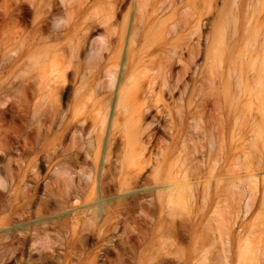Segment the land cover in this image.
Instances as JSON below:
<instances>
[{
	"label": "bare ground",
	"instance_id": "obj_1",
	"mask_svg": "<svg viewBox=\"0 0 264 264\" xmlns=\"http://www.w3.org/2000/svg\"><path fill=\"white\" fill-rule=\"evenodd\" d=\"M91 1L3 0L1 15L4 22H8L13 15L20 19L25 13L34 14L38 25L37 28L35 27L34 34L38 36H34L35 41L29 45L31 46V49L28 48L29 52L38 51L44 47V40L51 37H47L52 29L50 20H53L56 27H60L58 30L54 29L55 32L52 29L53 38L63 36L66 38V42L51 55L47 62L49 66L46 64L50 68L51 75H55L50 79L52 83L44 82L48 89V93H45L49 98V101L46 102L47 110L45 109L47 114L43 113L46 114V117L43 115L45 120L40 118L41 126L36 123L39 127L33 128V125L28 133L36 135L37 144L38 139L45 142L41 149L40 146L38 148L40 151H46L42 162L44 161L50 166L52 176H41L39 171L37 172L36 166L41 160L38 162L37 159V163L34 160L40 151L26 148L29 144L32 147L34 139L30 141L31 138H27L24 142V149H20L17 145L19 142L17 143L8 132L5 120L10 108L16 106L17 103L16 107L24 114L30 110V107L27 100H14L15 93L19 91L15 90L18 83L6 78V75L0 80V187H5L11 182L13 184L19 174L16 169L26 168H23L22 165L25 160H29L26 161L29 162V168L31 166L36 169L31 174L28 167L27 174L22 170L25 173L23 177L21 175L19 183L17 182L14 187L15 197L11 195L13 194L12 189L9 191L11 198L10 195L2 192L10 198L9 206L16 216L0 223V232L3 233L0 234V260L5 259L6 256L9 257V254L14 257L22 254V256L19 255L20 262H22L23 255H26L24 247L29 241L34 246L32 247L34 250L40 251L42 260L48 259L51 255L48 248L52 247L48 241L43 244L39 242L50 238V230L46 225L49 226V223L52 222L56 223L55 226L59 233L62 231V225L68 228L65 235L66 242L62 243L66 249L72 247V243L78 236H83V231H88V237L96 239L100 243V248L92 253L93 256L89 260L90 264H95L96 259L102 256L106 257L109 253L110 231L116 230L119 226L126 229L124 221L146 218L161 221L165 209H170L171 213L173 206L175 208L178 204L184 207L183 204L186 205L193 197L195 198L198 191L211 188V185L203 186L208 178H206V182L205 180L202 182V179L199 180V171L197 172L199 175L195 172L196 168L198 169L197 162L196 166L194 163L193 153L195 151L191 150V148L194 149L191 136L193 123L198 119V115H196L198 111L194 110L195 84L191 75L196 73L202 80L207 79V82L215 83V79L218 77L215 75V71H223L224 64L228 61L225 50L229 46V41L233 43L241 42V40L247 41L249 46L256 47L255 54L250 57V63L255 68V72L252 71L251 75L253 76L254 73V76H258L257 84L260 89L264 88V0H146L143 2L131 0L128 7L130 10L127 9L129 12L126 10L125 12L128 13L124 14L129 17L124 16L123 18V20H128L125 22L126 24L124 23L125 25H122L125 20L121 21L119 30L115 29L120 21L117 19L120 18L121 10L127 6L123 5L122 8V0H113L111 7L106 6L107 11L103 9L106 11L105 17H100L104 18L103 22H98L99 24L103 23L104 27L106 26L105 34L103 35L104 32L101 31L102 35L100 33L101 36H97L99 39L95 37L96 40L92 38L94 36L92 28L95 24L77 21L78 18L86 17L96 2L93 0V4H90ZM149 2L160 6L164 13L173 9L171 13L175 15L172 16L171 21L169 20L171 16L169 19L164 16L163 23H160L161 19L160 25L157 26L158 29L155 30L157 32L152 35L149 34L151 33L149 31L156 25L151 22L152 12L149 11L148 6L146 7ZM88 18L90 21L93 19H90V16ZM164 19L170 23L166 24ZM140 25L143 32L139 50L143 51L142 54L139 53L141 54L139 60H142V63L137 61L139 54L134 46L141 30H137ZM147 27L150 29L148 30ZM91 29L93 31L90 32ZM178 31L185 39L183 47L180 46L183 50L181 52L175 42L176 38L172 41ZM89 32L92 33V36H89ZM44 35L45 38L47 37L46 39L43 38ZM111 36L116 39L113 40ZM166 38L171 40L167 41ZM201 39L205 44V46L203 44L204 48H201L203 47ZM234 44L233 46H235ZM151 45L154 46V49L148 51L146 48ZM243 46L244 44L238 47L242 48ZM6 47L2 48V56H8V53L11 52ZM241 50L243 49H240V52ZM157 51L162 52V55L159 56ZM248 51H246V55ZM12 52L11 55L14 53ZM202 56H204V63L201 65L199 59ZM12 58L14 63L21 61V58L15 56ZM32 59L35 64L38 63V58L35 59L34 56ZM2 62L3 65L6 64L5 61ZM146 62H153L154 67L157 68V72L151 75L150 80L148 79L147 88L140 84V82H144L139 78L143 66L147 65ZM176 63L181 64L180 70H175ZM8 71L5 72L8 73ZM227 74L231 75L232 71L230 70ZM214 77L216 78L214 79ZM253 78L250 79L253 80ZM217 80L219 81V78ZM234 81L237 84L234 86L240 92L239 87L243 84L241 76H238ZM207 82L201 83L206 85L205 89L209 86V82ZM19 83L21 84V82ZM25 83L23 84L25 85ZM32 84L27 82L23 86L25 94L28 90L35 93L40 91V86L35 84L38 88L35 89ZM218 84L212 85L218 86ZM222 86H224L223 90L229 89L228 82L223 83ZM202 87L201 90L204 89ZM14 90L15 92H13ZM259 91L261 92V90ZM239 92L235 93L236 97ZM263 92L260 93V96ZM198 94H200L199 91ZM67 97H69L68 101ZM40 102L33 103L32 112H39L43 109L44 104ZM1 104L8 105L3 107ZM18 110L16 111L18 112ZM39 113H36L35 117ZM200 122L202 121L200 120ZM223 133L224 131H220L219 135ZM257 133L260 135L259 132ZM211 145H214V142ZM14 150L19 151L17 156L13 155ZM31 155L35 156L34 159L29 158ZM207 159L209 160L210 157ZM2 161L7 162L4 164ZM214 161L219 164L216 158ZM13 162L19 166L13 167ZM210 170L207 171L212 172L213 175V170ZM200 172L204 173L201 170ZM210 173L206 172L208 176L212 177ZM17 177L19 179L20 175ZM211 177L208 180H211ZM213 178L215 177L213 176ZM252 178L256 179L254 175ZM219 180L221 181V179ZM21 183H24L22 184L24 188L20 186ZM40 183L45 184V191L37 199L35 196L40 194L37 195L36 190ZM12 184L11 186H13ZM11 186L8 185L9 188ZM18 186L24 189L22 193L19 187L23 202L20 201L21 207L18 206L20 202L17 203L20 198L17 193ZM207 190L209 191V189ZM208 191L204 190L203 193L208 195L206 193ZM1 200L3 201V199ZM172 214L174 216L172 221H175L179 213ZM17 217L20 221H15L14 218ZM61 219L64 220L60 222ZM171 235H174L175 239L177 238L176 241L178 240L177 228ZM199 250L203 261L207 260V250L204 247ZM251 253L253 254L250 251V255L255 257L256 252L253 255ZM258 255L259 252L256 257ZM248 256L244 253L241 255L242 263L247 264L246 261H250L249 264L253 259L255 260ZM191 261L187 262L191 264ZM257 262L259 261H255V263ZM252 263L254 264V261ZM65 264L70 263L66 262Z\"/></svg>",
	"mask_w": 264,
	"mask_h": 264
},
{
	"label": "rangeland",
	"instance_id": "obj_2",
	"mask_svg": "<svg viewBox=\"0 0 264 264\" xmlns=\"http://www.w3.org/2000/svg\"><path fill=\"white\" fill-rule=\"evenodd\" d=\"M92 1L90 2V4H93ZM130 1L131 0H126V1L122 0V8L124 6L127 7L121 10L122 16L121 14L119 15L121 19L118 16L119 19H117V21L119 20L120 21L117 25L118 28L115 26L116 30H119V28L121 27L120 25L121 21L123 22L125 20V19L123 20L124 16H126V18L129 17V15L127 16L124 14L128 13L129 12L128 10H130L128 9L130 5L129 4ZM141 1L143 2L146 0H141ZM112 2L113 0H96L93 7L87 13L86 17H83V19L78 18L77 21L79 23L85 21L92 23V25L95 24V26H93L92 28L94 29V32H92L93 34L90 33L91 31H93L92 29L89 32V36L94 35L92 37L94 38L93 40H96V38L99 39L98 37H100L104 32V30L106 29V26L104 27L103 23L99 24L100 22H103L104 19L100 17H105L104 13L107 11L109 6L111 7ZM150 2H149L150 5L147 3L148 5H146V7L148 6L149 11L152 12V16L150 17L151 22L154 25H156L154 29L151 28V30L149 31L151 33L148 32L149 34L152 35L153 33L157 32L155 30L156 28L158 29L157 26L160 25L159 21L161 19L162 20L160 21V23L161 22L163 23V18H165L164 16H167L166 19H169L171 16V18L169 19L171 21L175 15L171 13L173 12V9L168 10V12L165 11L164 13V11H162L160 6L151 4ZM2 3L3 0H0V49H1L0 50V80L2 77H5L6 75V78L8 77L11 80H14L16 83H18L16 86L17 88H15V90H19V91L15 93L16 95L14 96V100L15 99L18 101L21 99L27 100V103L29 104L30 107V110H27V112L26 113L24 112V114L16 107L18 106L17 103L15 104L16 106L12 107L13 109L10 108L8 112L9 114H7L5 120L7 126L6 128L8 129V132L11 134L13 139L16 140L17 143L19 142L17 145L19 146L20 149H24V142L25 140H27V138L30 137L31 138V139L29 138L30 141L34 139L32 140L33 141L32 147L30 146L31 144H29L27 145L26 148H29V150H35V151L37 150L38 152L43 146V143L45 144V142L38 139V144H37L36 135L35 134L31 135L28 133L31 129L30 127H33V125H34L33 128L39 127L38 125H36V123H38L41 126V124L39 123L40 118L42 120H45V118H43V115L44 117H46L47 114L46 102L49 101V98L46 95L48 93V89H46L47 85L45 83H47V81L50 83L51 82L50 79H52L51 77H54L55 75V74L51 75L49 71L50 68L48 67L49 63L47 64V62H49V58L51 57V55H53L55 50L64 46L66 42L65 40L66 38H63V36H61L60 38H56V37L53 38V34H54L53 31L55 32V30H58L60 27L57 26L58 27L57 28L53 20H50L51 22L50 21L49 22L51 24L50 23L49 24L52 27L53 31L51 29L47 37L50 36L51 37L49 39L46 37L47 40H44L43 43L45 44L44 47L38 49V51L35 50L29 52L28 50L31 49L30 48L31 46L29 45L33 44L35 41L34 36L35 37L38 36L37 34H34L35 27L36 28L38 27L35 21L34 14L25 13V15H23L24 17L21 16L20 19L17 17L18 20L15 17L16 15L15 16L13 15L8 22H4L1 15ZM106 6L108 8H106ZM103 9H105L106 11ZM126 10L128 12H125ZM146 10L147 12H149L147 8ZM92 15L95 17H93ZM88 16H90V19L92 18L95 19L94 20L92 19L93 21L92 20L90 21ZM98 19L99 20L101 19L102 21H99ZM166 19H164L165 23L166 24L170 23ZM127 20H125L122 23V25H125L126 24L125 22H127ZM99 26L102 27L100 28ZM147 28L148 30L150 29L149 27ZM137 30L138 31L140 30L139 31L140 33L138 32L139 35H137L138 37L139 36L140 37L139 38L137 37L134 46L136 47L137 54H139L140 52L142 54L143 50L142 51L139 50L140 49L139 44L142 39L141 33L143 32V28L141 27V25ZM104 34L105 32L103 33V35ZM43 38H45V35ZM112 38L113 40L116 39V37L114 39V36ZM174 38H176L175 42L179 46L178 48L180 49L179 51L180 52L183 51L181 50V47H183L185 39L182 36V33L178 31L174 35L172 41H174ZM166 40L170 41L171 39L166 38ZM246 42L241 40V42L238 41V43L237 41H235L234 44L232 41H229V46L226 47L225 50V54L227 56L228 61L226 60L227 62H225L224 64L223 71H215V75L218 77L217 78L214 77V79L216 78L215 79L216 84H218L219 82L218 84L219 87L217 85L216 86L212 85L215 83L212 82L211 84L208 81L209 86H207V88L205 89L206 85L205 84L203 85L201 83L207 82L206 81L207 79L205 81L202 80V78L200 76H197L196 73L191 75V77L194 79L193 81L195 84V92L193 95V97H195L194 110L198 111V114H196L198 115V119L196 120V122L194 121L193 123L194 127L192 129V135H191L193 137L192 143L194 145L195 150L193 148H191V150L193 152L195 151L193 153V157L195 160L194 163L196 166V162H197V167H198V169L196 168L195 172L197 173L199 171L198 173L202 176L201 177L197 173L199 175V180L202 179V182H204V180L206 182V178L209 179V177H211L207 175L208 173H210L207 170H210V168H212L211 170H213V175L212 172L210 173L212 175V177L210 178L211 180L207 179L206 184L203 183V186L206 185L208 187L211 185V188L209 187L207 188L209 189V191L207 189H204L205 191H208L206 192L208 193V195L203 193L204 190L203 191L200 190L197 192L195 198L193 197L191 201L189 200L190 201L189 203L187 202L188 204L187 203L186 205L183 204L184 207H181L180 205L177 204L175 208L173 206L171 213H170V209H165L164 210L165 212L163 211L164 215H162V217L163 216L164 217L162 218L161 221H153L151 218L124 221L123 223L125 224L126 229L120 228L119 226L116 230L112 229L110 231L111 236L109 238L111 240V243L108 244L109 253L106 257L102 256L96 259L97 261L95 262V264L96 263L97 264H159V263L188 264L189 262L187 261L189 260H192L191 264H205L206 261L207 264H245L242 263L243 259L241 258V255L244 253L246 256H248V252H249L248 257H250L251 256L250 251L253 252V254L256 252L255 253L256 255L259 252V255L257 256L258 258L256 257L255 254H254L255 257L251 256L255 258V260L250 257V259H253L254 264H264V256H263L264 255V107H263L264 104L262 105L264 101V92L260 96V93L264 91L263 90L264 88L262 87L263 89L262 88L260 89V86L257 84L259 77L254 76V73H253L254 78L251 75L252 71L255 72L254 70L255 68L250 63L251 60L250 57L255 54L256 47L252 45L249 46ZM203 44L204 42L201 39V46H203ZM233 44L235 46H233ZM242 44H244L243 47L245 49L243 47L242 48L238 47V46H242ZM245 44H247L248 46ZM204 46L201 48H204ZM3 47H6L9 51L11 52L13 51L14 53L12 52L13 54L11 55V52H9L8 56L7 55L2 56L4 49ZM146 49L148 51H150L149 49L153 50L154 46L151 45ZM240 49H243L241 50L242 53L240 52ZM236 50H238L239 52H237ZM246 51H248L247 55H246ZM141 54L137 55L138 56L137 61L142 63L143 61L139 60L141 58L140 57ZM157 54L161 56L162 52L160 53V51H157ZM239 54H241L240 55L241 57L239 56ZM13 56L21 58V61H19L18 63H14L15 61L12 58ZM34 56L35 59L38 58L37 59L38 63L36 64L34 59H32ZM229 57L231 58L229 59ZM232 57L234 58L232 59ZM153 59L155 60L156 58ZM199 60H200L199 63L201 62L202 65L204 63V56H202V58H200ZM2 61H5L6 64L3 65ZM146 64L147 65L143 66V71L139 75L140 80H142V82L144 83H141L140 80L139 82L141 85H143V87L145 86V88L148 87L151 75L157 72V68L154 67L153 62L152 63L146 62ZM176 64L174 65L175 70H178L179 67H181V64L179 65L178 63ZM46 67H48L49 69ZM233 69L235 70V72ZM230 70L232 71L231 75L227 74L229 73ZM5 71H8V73ZM240 71H242V73H240ZM234 73L236 74L234 75ZM241 74L243 75V77ZM39 75L40 77L42 75V78H40ZM43 75L44 76L47 75V76L44 77ZM237 75L241 76V80H242L241 83H243L242 85H240L241 88L239 87V89H241L240 92L235 87L237 84L236 81L234 80H237L238 77ZM145 77L148 78L146 79ZM32 78L34 79L32 80ZM39 78L42 79L41 83L39 82L40 81ZM218 78L219 81L217 80ZM250 78H253V80L255 79V81H253ZM251 81L253 83L252 85L255 84L253 87L251 85ZM19 82H21V84H23L24 82L33 83L32 85L35 89H38L36 86L38 87L40 86V91H38V93L37 92L35 93L32 90H28L27 91L28 95H27V93L25 94V92H23L24 91L23 86H25L26 83L25 85L24 84L21 85ZM226 82L229 83V89L223 90L224 86H222V84ZM35 84L37 85L35 86ZM200 85H202L203 87L205 86L204 89H202L204 91L201 90L202 86L200 87ZM15 90L13 92H15ZM259 90H261V92ZM20 91L22 92V94ZM198 91L200 94H198ZM237 91L239 92V95H237L236 97L235 93L238 94ZM256 95L258 98L256 97ZM39 99L41 100V102ZM68 99L69 97H67L66 100L68 101ZM35 102H40L44 104L43 109L41 111L39 110L40 113L32 112L33 111L32 105ZM1 105H3L4 107L7 106L8 104L7 105L1 104ZM16 110H18V112ZM36 113L39 114L35 117ZM201 115L203 117H200ZM33 116L36 118L35 120ZM199 119L202 122H200ZM219 130L224 131V133L221 134L222 137L221 135H219L220 134ZM257 132H259L260 135ZM212 142H214V145H211ZM219 148L221 149L219 150ZM45 152H46L45 150H42L37 154L38 157H36L34 161L36 162L37 159L38 162L40 160L41 161L37 164L36 169L38 168L37 172L39 171L41 176H47V175L52 176L51 174L52 172L50 171V166H48V164H45L44 161L42 162V159L44 157L43 155H45ZM221 152H222V158H221ZM18 153L19 151L16 150L13 151L14 156H17ZM217 153L219 154V156ZM34 155L36 156V153ZM34 155H31L29 158L34 159L33 158L35 157ZM207 157H210L209 159L210 163H208L209 160L207 159ZM215 158L219 164H217V162L214 161ZM26 161L29 160H25L22 163L23 168L24 167L26 168L24 169L20 168L21 170L17 168L19 165L13 162L12 166L18 169V170L16 169V171H18L19 173L18 175H20L19 179L17 175L16 180L13 181V184L11 182L13 186H11V184H8L11 186V188H9L7 184H6L7 186L5 187L3 186L0 187V194H1L0 200L3 199V201L1 200L0 202V223L2 221H6V220L8 221L11 217L16 216V214H14L13 210L10 208L8 201H10L11 195L12 196L14 195L13 197H15V193H13L15 189L14 187L15 185H17V182L20 180L21 175L23 177V174L25 172L27 174L28 169H30L29 170L30 174L35 172L34 170H36L31 166L29 168L28 167L29 162ZM5 162L7 161H4L3 163L6 164ZM206 164H207V168H206ZM208 164L211 166L210 168ZM22 170H24L25 172H23ZM200 170L202 172H204L205 170L206 171L204 173H201ZM252 175H254L256 179L252 178ZM213 176L215 178H213ZM220 176L221 178H219ZM26 177L25 179L28 178ZM219 179H221V181ZM208 181L211 182L209 183ZM22 184L24 183H21V185L20 184L19 185L22 188H24ZM20 186H18L17 193H19L20 190L22 191V193L24 191V189H22ZM44 188H45V184L40 183L37 188L38 190H36L37 191L36 194L37 195L40 194L38 196H35L37 199H39L38 197L44 194L45 191ZM11 189L13 190L12 191L13 194L9 192L11 191ZM2 192L6 195L11 194L10 198H8V196L4 195ZM20 193H19V197L22 196V194ZM202 196L203 197L206 196V197L203 198ZM21 198L22 197H20L17 200V203H19L20 201L22 202ZM195 199H197L198 201ZM194 200L197 202H195ZM192 201L193 203H191ZM21 202L18 204L19 207H21L20 205L23 203ZM11 212L13 213V215H11L12 214ZM172 213H177V214L179 213L175 221H172L174 219ZM157 214L159 215V213ZM14 219L15 221H20L18 217ZM62 220L64 219H61L60 222H62ZM69 223H71V221H69ZM86 223L88 224V222ZM55 224L56 223L50 222L49 226L46 225V227H48L50 230L49 231L50 238H46L39 242L43 244L46 241H48L49 242L48 244L50 245V247H52V248H48V251L50 252L51 255L49 256L48 259H45L46 261L41 259L40 251L34 250V248H32L34 246H32V243H30L29 241L24 247L26 255L25 256L23 255L24 258L22 259V262H20L19 259V257L22 256V254H18L17 257H14V255L12 254H9V257L12 256L13 258L12 257L9 258L8 256H6L5 259L0 260V262L3 261L0 264H65L66 262H69L70 264H90L89 260H91L93 256L92 253L100 248L99 247L100 243L96 239L89 238L87 234L88 231H83L82 232L83 236H78V238H76L75 241L72 243L71 245L72 247L70 249H66L65 245H62V243L66 242L65 235H66V230H68V228L62 225V231L59 233L57 232V228ZM171 226H173L172 227L174 228L173 230ZM176 228H177V237H178L177 241H176L177 238L175 239L174 235L173 236L171 235L175 233ZM0 234L3 233L0 232ZM203 247L207 250V255H206L207 260H204L205 262L203 261V257L201 256L200 253L201 251L199 250V248H203ZM199 258L200 261H198ZM253 261H251V263L249 264H253L252 263ZM255 261H259V262L255 263ZM246 262L248 264V262L250 261H246Z\"/></svg>",
	"mask_w": 264,
	"mask_h": 264
}]
</instances>
